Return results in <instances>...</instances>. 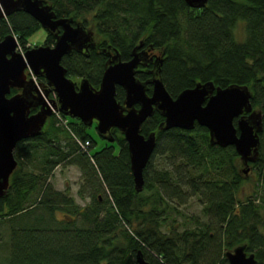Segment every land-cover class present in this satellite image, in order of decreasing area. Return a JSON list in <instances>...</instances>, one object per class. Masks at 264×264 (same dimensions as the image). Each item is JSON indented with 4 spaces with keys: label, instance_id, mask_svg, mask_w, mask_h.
<instances>
[{
    "label": "trees",
    "instance_id": "1",
    "mask_svg": "<svg viewBox=\"0 0 264 264\" xmlns=\"http://www.w3.org/2000/svg\"><path fill=\"white\" fill-rule=\"evenodd\" d=\"M45 1L58 17L96 32L94 47L62 59L69 77L88 78L98 88L110 54L129 60L143 41L163 55L161 77L173 97L198 82L247 85L264 120V0H209L203 8L185 0ZM241 22L246 35L238 40ZM39 28L31 15L15 12L0 20V41L14 34L25 46ZM54 43L47 32L44 44ZM137 77L146 81L151 74L141 67ZM116 96L122 102L125 90L118 86ZM66 119L68 126L53 116L41 136L17 144L18 167L0 198V227L9 229L2 264H132L140 250L151 264H229L226 250L241 244L264 264V194L242 197L249 179L236 164L235 146L212 145L209 129L199 124L160 130L164 117L155 112L142 126L145 135L157 132L158 143L138 192L123 133L113 128L115 141L92 152L89 126ZM260 135V158L251 166L264 186V128ZM78 140H89L88 149ZM64 164L81 170L85 205L49 182ZM194 196L204 220L179 230L172 215Z\"/></svg>",
    "mask_w": 264,
    "mask_h": 264
},
{
    "label": "water",
    "instance_id": "2",
    "mask_svg": "<svg viewBox=\"0 0 264 264\" xmlns=\"http://www.w3.org/2000/svg\"><path fill=\"white\" fill-rule=\"evenodd\" d=\"M185 1L192 8H203L209 2ZM20 11L35 18L55 37V43L21 53L14 34L0 41V198L6 194L18 167L17 144L41 136L55 110L80 119L86 126L96 122L98 134L108 142L115 141L113 128L122 132L129 145L138 192L144 190V170L158 143L157 132L145 135L142 126L155 112L164 117L160 130H192L199 124L209 129L212 145L235 146L240 159L248 166L244 170L246 174L251 164L259 160L264 120L262 111L254 108L249 86L221 87L213 81L198 82L175 98L161 77L163 55L151 56L153 47L143 48V41L134 47L129 60H123L118 51L110 54L98 88L88 78H82L77 84L67 75L62 59L74 50L83 52L94 47L92 29L75 23L73 18L58 17L45 0H0V20ZM150 63H153L149 69L151 78L142 81L137 77L138 69ZM28 68L34 75L46 78L47 83L37 84L34 78L29 79ZM118 86L125 90L122 102L116 96ZM13 88L21 91L11 95ZM51 91L57 95V99L51 100L52 105L46 100ZM35 108L39 110L32 113ZM225 255L229 264L258 263L256 254L247 251V244L226 250ZM132 264L151 263L140 250Z\"/></svg>",
    "mask_w": 264,
    "mask_h": 264
},
{
    "label": "rangeland",
    "instance_id": "3",
    "mask_svg": "<svg viewBox=\"0 0 264 264\" xmlns=\"http://www.w3.org/2000/svg\"><path fill=\"white\" fill-rule=\"evenodd\" d=\"M92 29V28H90ZM92 32H94V37L96 38V32L94 29H92ZM235 34L238 40H243L246 35L245 31V25L243 22L239 23L235 30ZM47 35V30L42 28H39L36 32H34L29 38L28 44L25 46L21 44V47L25 51L24 47H35L40 46L45 43V38ZM158 55L161 54V52H156ZM81 77L79 79L74 78V80L79 83ZM70 117V120L72 121ZM49 122V119H48ZM47 122V123H48ZM68 122V121H67ZM59 124V123H58ZM97 125V123H96ZM94 124V126L88 127V132L93 136L94 140L96 141V145L91 149L92 152H95L97 150H100L103 146H105L106 142L101 136L98 134L97 127ZM47 126V124H46ZM61 126V124H60ZM66 126V125H65ZM68 126V123H67ZM236 164L239 168V170L248 177V181L244 184V195L242 196L245 198L247 195L254 194V191H260L261 194H264V186H258L256 181L258 179L257 173L255 170L250 166L249 173H245L244 170L248 167L246 166L242 160L239 158L236 161ZM82 181V174L79 167L76 165L71 164H64L61 166H58L56 170L54 171V174L49 179V182H51L55 189L66 191L69 190L70 194L75 198V201H77L79 204L85 205L89 199H83L79 194L78 190L80 189ZM101 195H104L102 192ZM203 205L199 201V198L197 196L191 197L186 205L179 207V212H174L171 218L172 224L175 225L176 228L179 230H183L187 227H194L197 224V218L200 217L201 220H204V216L202 213ZM57 216L59 218H64L62 212H58ZM166 230V228H164ZM9 229L7 226L0 227V264H2L3 260H5V257L8 254V245H9ZM233 250V249H231Z\"/></svg>",
    "mask_w": 264,
    "mask_h": 264
},
{
    "label": "flooded vegetation",
    "instance_id": "4",
    "mask_svg": "<svg viewBox=\"0 0 264 264\" xmlns=\"http://www.w3.org/2000/svg\"><path fill=\"white\" fill-rule=\"evenodd\" d=\"M25 48V51L26 50H28L29 48L26 46V47H24ZM145 49H149V48H147V47H144ZM25 51H24V53H25ZM151 52V56L152 55H156L157 53L156 52H159L160 53V51L159 50H155L154 48L150 51ZM153 67V63H150L149 64V66L148 67H144V68H147L148 70L150 69V68H152ZM141 68V67H140ZM26 73H27V76H28V78L29 79H31V78H34V76H35V81H36V83L37 84H39V83H47V79L46 78H44L43 76H36V75H34L33 76V72L31 71V69L30 68H28L27 70H26ZM82 79V78H81ZM81 79H80V81H81ZM80 83V82H79ZM79 83H77V84H79ZM13 89H15V91L13 92H11V95H13V94H16V93H18V92H20L21 90L20 89H17V88H13ZM12 89V90H13ZM55 99H57V95H56V92L55 91H51L50 92V94H49V97H46V100H47V102L50 104V105H52L51 104V100H55ZM39 110V108H35V109H32V113H35V112H37ZM56 110H55V112H54V114L51 116V117H49L48 119L50 120L51 118H53V116H57V114H56ZM60 112V111H59ZM62 114V113H61ZM62 116H63V118H65L66 119V117H69V116H65V115H63L62 114ZM58 117V116H57ZM58 119H59V117H58ZM76 119V118H75Z\"/></svg>",
    "mask_w": 264,
    "mask_h": 264
},
{
    "label": "built area",
    "instance_id": "5",
    "mask_svg": "<svg viewBox=\"0 0 264 264\" xmlns=\"http://www.w3.org/2000/svg\"><path fill=\"white\" fill-rule=\"evenodd\" d=\"M18 51H20L21 53H24V50H23V48H22L21 46H18ZM32 74H33V73H32ZM33 76H34V74H33ZM34 78H35V76H34ZM56 114H57V116L59 117L60 122H61L63 125H66V126H67V123H68V122H67V119L63 118L61 112L57 111ZM78 141H79L81 147H82L84 150H87V149H88V147H89V145H90V141H89V140H87V141L78 140Z\"/></svg>",
    "mask_w": 264,
    "mask_h": 264
},
{
    "label": "bare ground",
    "instance_id": "6",
    "mask_svg": "<svg viewBox=\"0 0 264 264\" xmlns=\"http://www.w3.org/2000/svg\"><path fill=\"white\" fill-rule=\"evenodd\" d=\"M16 39H17V43H18V45H17V50H18V46H21V43L19 42L17 36H16ZM19 52H20V51H19ZM150 55H151V52H150ZM156 55H158V54H156ZM156 55H155V56H156Z\"/></svg>",
    "mask_w": 264,
    "mask_h": 264
}]
</instances>
